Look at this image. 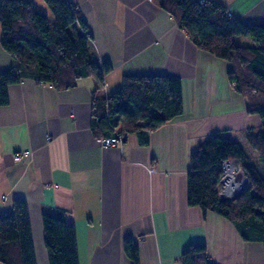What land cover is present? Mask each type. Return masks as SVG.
<instances>
[{
	"label": "crops",
	"instance_id": "0c3cea01",
	"mask_svg": "<svg viewBox=\"0 0 264 264\" xmlns=\"http://www.w3.org/2000/svg\"><path fill=\"white\" fill-rule=\"evenodd\" d=\"M66 1L91 32L90 52L112 69L100 88L93 77L69 90L31 79L9 87V103L0 106V216L25 201L38 264H49L43 215L58 209L76 226L80 264H131L127 237L139 245L140 264H184V249L198 243L213 264H264V243L244 240L231 221L188 203L191 155L213 134L225 131L256 154L245 130L264 121L230 85L232 65L198 48L162 0ZM219 1L244 24H264V0ZM243 39L235 42L246 46ZM15 64L0 28V73ZM126 75L181 78L184 114L147 145L131 134L103 149L92 131L93 94L107 99ZM25 150L31 154L15 161Z\"/></svg>",
	"mask_w": 264,
	"mask_h": 264
},
{
	"label": "trees",
	"instance_id": "16d2710c",
	"mask_svg": "<svg viewBox=\"0 0 264 264\" xmlns=\"http://www.w3.org/2000/svg\"><path fill=\"white\" fill-rule=\"evenodd\" d=\"M43 1L50 16L34 0H0L1 45L16 61L0 73V106L9 103V87L25 79L69 90L78 80L93 77L100 88L112 69L90 52L92 35L77 6L66 0ZM161 7L198 48L232 65L230 85L248 98L249 112L264 121V24L228 18L219 0H162ZM236 37L252 38L256 44L239 45ZM96 92L91 109L92 131L98 138L118 130L127 137L136 134L147 145L151 133L184 114L179 77L126 75L120 89L107 99L98 98ZM245 135L262 166L252 162L240 142L228 138L225 131L217 132L191 155L188 203L231 221L244 240L264 243V127L247 129ZM226 160L239 162L248 182L232 202L218 195ZM42 221L49 264H80L77 229L66 211L45 213ZM124 251L131 264H140L134 238L124 240ZM182 258L184 264H213L204 243L187 246ZM0 263L38 264L25 201L16 200L13 211L0 216Z\"/></svg>",
	"mask_w": 264,
	"mask_h": 264
},
{
	"label": "built area",
	"instance_id": "2783aa9c",
	"mask_svg": "<svg viewBox=\"0 0 264 264\" xmlns=\"http://www.w3.org/2000/svg\"><path fill=\"white\" fill-rule=\"evenodd\" d=\"M228 18H233V14L231 12L227 13ZM127 135L125 134H121L119 133L118 130H115L113 135L108 136V137H100L98 138V143L100 145L101 148L103 149H107L113 145H123V143L126 140ZM31 154L30 150H25V151H21V152H17L14 155V160L15 161H20L22 160L24 157H28ZM240 163L238 162H232L229 160L223 161L222 162V166H223V171H224V176L221 179L220 182V189L218 192V195L220 197L221 200L227 201V199H229V197L233 194L231 193V186H230V180H235V183H241L242 181H246V179L244 178L243 180H238L237 177V173L240 171V166L238 165ZM228 168V169H227ZM150 172H154L155 169L154 168H150L149 169ZM247 182V181H246ZM239 194L238 192L236 193V195Z\"/></svg>",
	"mask_w": 264,
	"mask_h": 264
},
{
	"label": "rangeland",
	"instance_id": "374dc122",
	"mask_svg": "<svg viewBox=\"0 0 264 264\" xmlns=\"http://www.w3.org/2000/svg\"><path fill=\"white\" fill-rule=\"evenodd\" d=\"M45 11L47 12V14L50 16V10L46 7L45 8ZM248 41H250L249 43H248ZM242 44H245L246 46H250V45H255L256 43L254 42V40L252 39V38H246V40H242V42H241ZM228 138H233L232 136L230 137V136H228V135H226ZM239 142V141H238ZM250 149H252V148H250ZM253 150V149H252ZM254 151V150H253ZM255 153L256 154H250V156H251V158H252V162L253 163H255L257 166H262V164H261V161H260V158L258 157V154H257V152L255 151ZM239 166H240V171L237 173V179L238 180H243L244 178H245V175H244V172H243V170H242V167H241V165L240 164H238ZM246 179V178H245ZM248 184V183H247ZM247 187H248V185L245 187V189L242 191V193L247 189ZM220 189V188H219ZM241 193V194H242ZM226 202H232V201H226Z\"/></svg>",
	"mask_w": 264,
	"mask_h": 264
},
{
	"label": "bare ground",
	"instance_id": "6f19581e",
	"mask_svg": "<svg viewBox=\"0 0 264 264\" xmlns=\"http://www.w3.org/2000/svg\"><path fill=\"white\" fill-rule=\"evenodd\" d=\"M228 169V168H227ZM230 186H231V193L230 194H235L233 197H235L236 196V193L238 192V193H241L244 189H245V187L247 186V182L246 181H242L241 183H235V180H230ZM229 198H231L232 199V195L229 197ZM222 201H224V200H222Z\"/></svg>",
	"mask_w": 264,
	"mask_h": 264
},
{
	"label": "water",
	"instance_id": "95a60500",
	"mask_svg": "<svg viewBox=\"0 0 264 264\" xmlns=\"http://www.w3.org/2000/svg\"><path fill=\"white\" fill-rule=\"evenodd\" d=\"M241 193H242V192H241ZM241 193L237 194V195H236L235 197H233L232 199H231V198L227 199V201H233V200L237 199V198L241 195Z\"/></svg>",
	"mask_w": 264,
	"mask_h": 264
}]
</instances>
